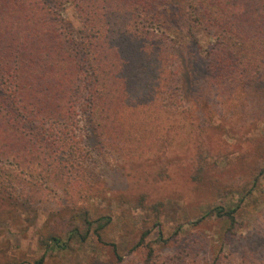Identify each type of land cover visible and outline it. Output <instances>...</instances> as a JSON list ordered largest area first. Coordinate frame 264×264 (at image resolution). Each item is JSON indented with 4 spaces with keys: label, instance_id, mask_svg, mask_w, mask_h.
<instances>
[{
    "label": "rangeland",
    "instance_id": "obj_1",
    "mask_svg": "<svg viewBox=\"0 0 264 264\" xmlns=\"http://www.w3.org/2000/svg\"><path fill=\"white\" fill-rule=\"evenodd\" d=\"M185 56L178 105L111 145L85 128L84 168L62 183L37 163L2 165L0 264H264V79L219 96ZM237 206L233 220L216 211Z\"/></svg>",
    "mask_w": 264,
    "mask_h": 264
},
{
    "label": "trees",
    "instance_id": "obj_2",
    "mask_svg": "<svg viewBox=\"0 0 264 264\" xmlns=\"http://www.w3.org/2000/svg\"><path fill=\"white\" fill-rule=\"evenodd\" d=\"M185 52L219 96L264 79V0H0V174L37 163L62 183L83 170L85 128L111 145L178 105L194 75ZM94 222L71 235L85 241Z\"/></svg>",
    "mask_w": 264,
    "mask_h": 264
}]
</instances>
